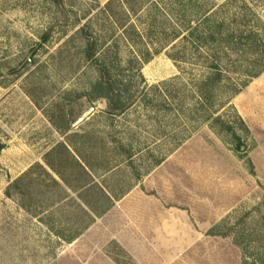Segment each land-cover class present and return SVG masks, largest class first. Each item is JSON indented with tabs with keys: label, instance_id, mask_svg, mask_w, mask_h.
Returning <instances> with one entry per match:
<instances>
[{
	"label": "rangeland",
	"instance_id": "1",
	"mask_svg": "<svg viewBox=\"0 0 264 264\" xmlns=\"http://www.w3.org/2000/svg\"><path fill=\"white\" fill-rule=\"evenodd\" d=\"M162 1L0 0V264H94L103 237L120 264H264V70L251 75L264 0H204L258 46L240 57L185 38ZM87 39L115 91L101 88ZM212 61L222 72L201 99ZM151 65L177 71L153 81ZM114 94L132 104L108 112ZM62 144L81 153L52 155L71 187L46 163ZM103 214L104 235L74 241ZM113 234L149 252L131 255Z\"/></svg>",
	"mask_w": 264,
	"mask_h": 264
},
{
	"label": "trees",
	"instance_id": "2",
	"mask_svg": "<svg viewBox=\"0 0 264 264\" xmlns=\"http://www.w3.org/2000/svg\"><path fill=\"white\" fill-rule=\"evenodd\" d=\"M123 2H129V0H122ZM163 5L159 4L158 2L155 4L156 7L160 5V9H163L165 12L173 11L175 15L177 16L178 20L181 22L182 26H184L187 30V33H184L183 36H186L185 38L193 40L197 46L204 44L206 47H208L211 52H216L214 48L222 45V50H224V53L227 52H237L238 57L242 56V53L245 51L246 47L255 49L258 47L257 45L254 47V41L249 36L247 38V41H251V43L243 42L242 37H234L233 32L230 31H224L222 27V22L215 21L214 20V14L211 13V10L206 7V4L204 0H163ZM130 27L126 29L128 30ZM84 31V30H83ZM185 32V31H184ZM87 34V32H85ZM252 33V32H251ZM182 33L178 34L177 36H180ZM252 36V35H251ZM86 56L91 59L93 62H95L99 68V71L101 73V78L99 81V84L101 88L105 86L104 83H106L107 87L111 88L110 90L115 91L114 89V81H112L111 76L109 75L110 66L103 61H100L95 56V44L94 41L91 39H87L86 42V49H85ZM206 53L209 55V57L216 58L212 53H209L206 51ZM147 54V56H146ZM218 57L217 55H215ZM151 55L148 53H141V58L148 60L150 59ZM256 57L253 59V62L251 63L252 66H256L259 62V58ZM264 58V56H263ZM213 70L212 73L203 81L200 85L201 89V99L202 98H211L212 92L214 89V86L212 85L213 82H215L219 76V73L222 72L218 61H212V63L209 65ZM262 68H258L255 72L251 73L253 76L260 75L264 70V62L262 64ZM249 70V69H248ZM105 96V95H103ZM106 98L108 99V107L107 111L114 113L117 109L124 110L128 106L132 104V101L123 102L120 99L119 94H114L112 96L106 95ZM71 146L72 143L70 142ZM74 147V145H73ZM66 152L70 157L77 160L76 154L81 156V153L79 150L74 147L72 150L67 144L59 145L55 148H52L46 155V163L48 166L55 172L59 177L65 182V184L69 185L68 181L65 179L62 172L59 170V168L56 166V164L52 160V155L57 152V154L60 152ZM82 164V163H81ZM80 167L82 169V172H86L89 175L88 170L85 166L81 165ZM49 172V171H48ZM51 174V173H50ZM52 175V174H51ZM52 178L57 181V179L52 175ZM92 182V181H91ZM94 183H86V185L94 186ZM84 185V186H86ZM70 186V185H69ZM83 186V187H84ZM71 187V186H70ZM82 197V196H81ZM82 199L89 205L91 210L97 211V209L86 199L82 197ZM99 212V211H98Z\"/></svg>",
	"mask_w": 264,
	"mask_h": 264
},
{
	"label": "crops",
	"instance_id": "3",
	"mask_svg": "<svg viewBox=\"0 0 264 264\" xmlns=\"http://www.w3.org/2000/svg\"><path fill=\"white\" fill-rule=\"evenodd\" d=\"M176 67L174 65L171 66H167L165 67V65H151L150 67H148V71L146 73V77L149 80H160L162 78H165L166 76L172 75L176 72ZM106 215H101L99 216L88 228L85 229V231H83L74 241H80L84 236H87L89 234V232L94 229V233L97 234V229L98 230H102L103 228H101V226H98V223L100 222L101 219H103V221L101 222V224H104L107 222V219L105 218ZM107 229V228H106ZM105 230V228H104ZM106 231V230H105ZM102 230V235H104L106 232ZM97 236V235H96ZM111 238H114L117 242H119V244L131 255H136L138 252H142L144 253H148L149 252V246H147V242L146 246H144L145 243H143L142 245L138 244V241H136V239H128L123 237V235L118 234V235H112ZM99 240H97V242H95L92 246L94 247L95 251L97 252L98 255L95 254V261L94 264H120V262H118L117 260H115L111 254L108 252V250L106 249V245L108 243V240H110L109 238H98ZM73 241V242H74ZM78 241V242H79ZM91 264V263H88Z\"/></svg>",
	"mask_w": 264,
	"mask_h": 264
},
{
	"label": "water",
	"instance_id": "4",
	"mask_svg": "<svg viewBox=\"0 0 264 264\" xmlns=\"http://www.w3.org/2000/svg\"><path fill=\"white\" fill-rule=\"evenodd\" d=\"M94 107L91 106L89 109L85 110L79 117L78 119L75 121V123H80L82 122L83 120H85L89 115L90 113L93 111Z\"/></svg>",
	"mask_w": 264,
	"mask_h": 264
}]
</instances>
